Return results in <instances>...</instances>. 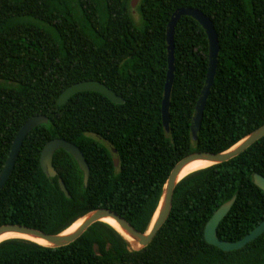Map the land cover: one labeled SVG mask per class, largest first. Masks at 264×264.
I'll return each instance as SVG.
<instances>
[{
    "label": "trees",
    "instance_id": "trees-1",
    "mask_svg": "<svg viewBox=\"0 0 264 264\" xmlns=\"http://www.w3.org/2000/svg\"><path fill=\"white\" fill-rule=\"evenodd\" d=\"M181 7L210 17L220 46L196 140L191 124L206 80L209 40L191 16L175 26L168 130L162 119L166 29ZM135 10L140 25L132 0H0V172L23 124L35 115L48 117L24 138L0 190V226L59 233L88 212L108 208L145 232L180 159L224 151L264 124V0H139ZM86 80L104 83L125 102L81 91L57 104L65 89ZM54 138L79 146L90 166L87 187L63 149L54 154L58 176L43 172L41 152ZM254 173L264 176V137L183 178L168 219L144 248L130 251L119 231L99 221L61 247L2 241L0 264H264V233L232 251L204 236L208 219L233 195L217 229L220 239H241L264 219V191Z\"/></svg>",
    "mask_w": 264,
    "mask_h": 264
},
{
    "label": "water",
    "instance_id": "water-1",
    "mask_svg": "<svg viewBox=\"0 0 264 264\" xmlns=\"http://www.w3.org/2000/svg\"><path fill=\"white\" fill-rule=\"evenodd\" d=\"M137 2L138 0H132V6L135 7L137 5ZM185 15L193 17L202 25V27L206 31L209 40V57H208V70H207L206 80L204 87L201 91L200 97L196 103L195 113L191 124L193 139L196 140L197 133L201 128V123L203 119L204 108L207 102V98L210 94L211 87L214 83L216 68L218 65V55H219L220 46H219L218 35L214 28L211 18L208 17L206 14H204L201 10L193 7H181L172 14L166 29L168 70H167V77H166L164 95H163L162 107H161L163 124L166 130L169 129L170 96L174 82L175 26L177 24V21L180 19V17ZM81 91H96L105 95L114 103L125 102V100L121 96H119L116 92H114L104 83L96 80L81 81L69 86L59 95L56 102L59 105L65 104L70 99V97ZM46 122H48L47 116L35 115L30 119H28L23 124V126L18 130L13 140L8 158L6 159L4 167L0 172V190L6 185L14 169L15 162L19 155L20 148L23 144L24 138L34 127H36L41 123H46ZM262 137H264V124L258 127L257 129L251 131L250 133H248L246 136H244L242 139H240L238 142H236L234 145H232L231 147H229L224 151L217 153L193 152L180 159L173 166L172 170L170 171L167 177V180L162 189V194L160 196L157 208L153 214L150 226L145 232H141L138 229H136L126 218L122 217L115 211L108 208H97L88 212L86 215L82 216L81 218H79L80 220H82L80 225L71 233L65 234V231L70 226L66 230L59 233H47L42 230L29 227L26 225L4 224L0 226V237L8 232L21 233L47 241L49 245H44V246L61 247L68 245L73 241H75L76 239H78L93 223L99 221L105 222L103 219L111 218L118 224L119 229L114 227L113 225L112 226L117 231H119L121 235L128 241L129 243L128 249L130 251L139 250L149 245V243L154 239L159 229L164 225V223L168 219L172 209L175 188L177 184L188 175L187 174L181 177V173L188 163L198 159L210 161L212 162L211 165L223 163L240 155L242 152H244L247 148H249L252 144H254ZM59 149H63L67 151L74 157V159L78 163L79 168L83 172L84 186L87 187L90 178V166L79 146L66 139L54 138L45 144L40 157L41 167L43 169V172L50 178H54L58 176V171L54 166V154ZM115 165L116 166L118 165L117 158L115 159ZM253 180L254 183L264 191V176L260 173H254ZM58 184L61 191L65 194V196L67 198H71L72 196L64 180L61 177H58ZM235 201H236V195H233L231 199L223 203L208 219L204 230V236L206 241L209 244H212L224 251H232V250L240 249L244 247L247 243L256 239L257 237L261 236L264 233V219H263L257 226H255L248 234H246L241 239L235 241H225L218 237V233H217L218 226L220 222L225 218V216L229 213ZM5 240L7 239L1 240L0 243Z\"/></svg>",
    "mask_w": 264,
    "mask_h": 264
},
{
    "label": "bare ground",
    "instance_id": "bare-ground-1",
    "mask_svg": "<svg viewBox=\"0 0 264 264\" xmlns=\"http://www.w3.org/2000/svg\"><path fill=\"white\" fill-rule=\"evenodd\" d=\"M212 164V162L210 161H206V160H202V159H198V160H194L190 163H188L185 168L183 169L182 173H181V177L194 172L196 170L208 167ZM105 222L110 223L111 225H113L114 227L119 229L118 224L111 218H105L103 219ZM82 220H77L75 223H73L66 231V233H71L72 231H74L81 223ZM10 238H22V239H27L28 241H35L37 243L43 244V245H49V243L43 239H39V238H35V237H31L29 235H25V234H21V233H14V232H8L3 234L0 237V241L4 240V239H10ZM138 246V245H136Z\"/></svg>",
    "mask_w": 264,
    "mask_h": 264
},
{
    "label": "rangeland",
    "instance_id": "rangeland-1",
    "mask_svg": "<svg viewBox=\"0 0 264 264\" xmlns=\"http://www.w3.org/2000/svg\"><path fill=\"white\" fill-rule=\"evenodd\" d=\"M138 2H139V0H138ZM138 2H137V4H138ZM132 15H133V18H134V20L136 21V23H137L138 25H140V24H141L140 15H139V13L135 10V7H133Z\"/></svg>",
    "mask_w": 264,
    "mask_h": 264
}]
</instances>
